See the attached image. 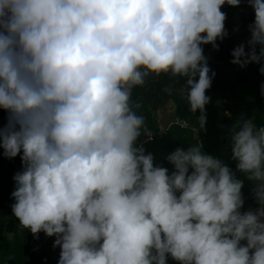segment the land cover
Here are the masks:
<instances>
[{
    "label": "clouds",
    "instance_id": "1",
    "mask_svg": "<svg viewBox=\"0 0 264 264\" xmlns=\"http://www.w3.org/2000/svg\"><path fill=\"white\" fill-rule=\"evenodd\" d=\"M240 3L0 0V148L23 153L11 209L21 230L56 237L58 264H264V126L232 130V159L259 205L242 213L243 181L200 143L167 156L171 174L154 165L132 101L149 77L183 78L203 128L215 73L201 46L218 50L221 8ZM248 3L251 52L231 53L240 67L258 62L256 45L264 56V0Z\"/></svg>",
    "mask_w": 264,
    "mask_h": 264
},
{
    "label": "trees",
    "instance_id": "2",
    "mask_svg": "<svg viewBox=\"0 0 264 264\" xmlns=\"http://www.w3.org/2000/svg\"><path fill=\"white\" fill-rule=\"evenodd\" d=\"M221 11L226 14L227 61L221 65L207 61L209 74L214 72L215 76L206 91L210 102L205 106L207 120L204 127L201 128L198 122L200 112L192 114L189 110L182 90L185 86L183 78L167 75L149 77L143 87L133 90L132 101L139 105L137 114L145 120V129L137 145H142L146 154L153 155L154 165L167 168L171 174L174 167L167 161V156L177 148L186 151L190 146L200 143L202 152L223 161L235 177L243 181L241 193L244 204L240 209L243 213L259 208L253 194L256 182L249 181L244 173L237 171V161L232 159L231 135L234 127L238 128L246 121H252L258 127L264 126V74L260 72L261 67H264V56H261L262 46L256 45L255 52L260 57L258 62H250L245 67L231 63V53L238 46L244 45L245 52H251L248 46L251 38L249 26L253 24L255 14L248 0H241L238 7H222ZM216 44L218 50L211 44L202 45L203 55L223 62V40L218 39ZM214 96L220 99L222 110L217 107ZM170 101L175 105L177 121L165 131H160L158 111ZM8 119V112L0 109V128L7 126ZM145 130L153 135L152 141L146 140L148 135H145ZM22 154L9 159L0 148V264H58L61 248L53 246L56 237H48L44 232L34 237L30 230H21L19 221L12 213L11 206L15 203L11 197L15 190L13 178L16 173L23 171ZM241 244L245 245L246 241H241ZM166 264L179 262L168 256Z\"/></svg>",
    "mask_w": 264,
    "mask_h": 264
},
{
    "label": "rangeland",
    "instance_id": "3",
    "mask_svg": "<svg viewBox=\"0 0 264 264\" xmlns=\"http://www.w3.org/2000/svg\"><path fill=\"white\" fill-rule=\"evenodd\" d=\"M217 107L222 110L220 99L216 96L213 97ZM158 125L160 131H165L172 123L177 121L175 116V105L173 102H169L158 111Z\"/></svg>",
    "mask_w": 264,
    "mask_h": 264
},
{
    "label": "water",
    "instance_id": "4",
    "mask_svg": "<svg viewBox=\"0 0 264 264\" xmlns=\"http://www.w3.org/2000/svg\"><path fill=\"white\" fill-rule=\"evenodd\" d=\"M226 6H227V4H225L222 7H226ZM227 43H228L227 37L225 36L223 38V51H224V61L223 62H218V61H216V60H214L212 58H209V57H205L206 60L211 62V63H215V64H219V65L224 64L227 61Z\"/></svg>",
    "mask_w": 264,
    "mask_h": 264
},
{
    "label": "built area",
    "instance_id": "5",
    "mask_svg": "<svg viewBox=\"0 0 264 264\" xmlns=\"http://www.w3.org/2000/svg\"><path fill=\"white\" fill-rule=\"evenodd\" d=\"M183 125L185 126L186 125V123L185 122H183ZM147 141H152L153 140V135L151 134V137L149 138V136H148V138L146 139Z\"/></svg>",
    "mask_w": 264,
    "mask_h": 264
}]
</instances>
